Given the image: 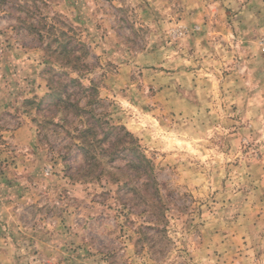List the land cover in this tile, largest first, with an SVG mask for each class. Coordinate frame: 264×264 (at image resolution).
<instances>
[{
    "label": "rangeland",
    "instance_id": "rangeland-1",
    "mask_svg": "<svg viewBox=\"0 0 264 264\" xmlns=\"http://www.w3.org/2000/svg\"><path fill=\"white\" fill-rule=\"evenodd\" d=\"M57 61L139 139L162 208L122 157L87 174ZM0 264H264V0H0Z\"/></svg>",
    "mask_w": 264,
    "mask_h": 264
},
{
    "label": "trees",
    "instance_id": "trees-1",
    "mask_svg": "<svg viewBox=\"0 0 264 264\" xmlns=\"http://www.w3.org/2000/svg\"><path fill=\"white\" fill-rule=\"evenodd\" d=\"M68 54H70L69 50L64 49L59 53L53 52L52 55L53 57L70 58ZM57 64L59 67L49 68L53 72V75L48 79V87L51 91L49 97L56 100L55 107L64 122L68 123L67 116L70 113L78 120L73 131L76 134L75 139L79 141L78 148L90 161L87 174H91L99 167H103L101 174H104L105 168H107L105 167L107 159L114 161L122 157L127 160L125 164L127 171L135 175L134 179L123 175L121 179L123 185L133 192L132 196L138 195L141 203H150L154 209L162 208L164 201L160 191L161 187L157 181L156 167L154 162L144 154L139 139L124 127L111 125L104 120L102 113H97L93 103L96 102L98 87L93 80H89L88 85L83 83L82 79L85 75L78 65L64 64L58 61ZM72 75L76 76L72 77ZM72 87L78 91L70 93L69 90ZM80 94L82 97H86L84 105L80 104V98H76ZM141 178H143L142 184L133 183L135 179L140 180ZM152 189L159 196V201L154 199V195H150ZM141 203L138 202L136 206ZM124 205L126 206V204ZM154 224L158 225L159 223L155 221Z\"/></svg>",
    "mask_w": 264,
    "mask_h": 264
}]
</instances>
